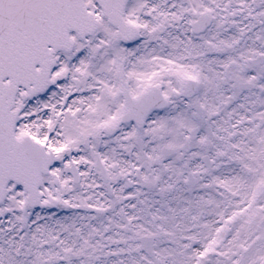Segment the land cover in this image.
I'll use <instances>...</instances> for the list:
<instances>
[{"label": "snow or ice", "instance_id": "6c2138e0", "mask_svg": "<svg viewBox=\"0 0 264 264\" xmlns=\"http://www.w3.org/2000/svg\"><path fill=\"white\" fill-rule=\"evenodd\" d=\"M0 264H264V0H0Z\"/></svg>", "mask_w": 264, "mask_h": 264}]
</instances>
